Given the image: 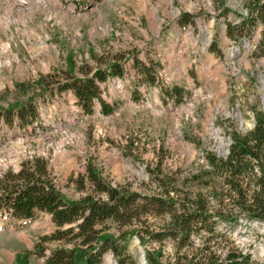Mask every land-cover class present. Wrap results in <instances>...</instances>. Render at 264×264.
Returning <instances> with one entry per match:
<instances>
[{
    "label": "rangeland",
    "instance_id": "rangeland-1",
    "mask_svg": "<svg viewBox=\"0 0 264 264\" xmlns=\"http://www.w3.org/2000/svg\"><path fill=\"white\" fill-rule=\"evenodd\" d=\"M76 1L0 0V112L30 102L36 113L26 126L0 119V177L40 157L67 200L88 193L75 184L88 164L113 187L151 194L159 174L187 191L183 183L209 169L206 157H225L232 136L264 114V24L248 0ZM114 66L121 76L99 84L107 116L98 102L86 115L71 91L56 90ZM214 182L218 193L221 178ZM55 229L44 213L1 216L0 264H43L57 245L41 244L42 254L34 246ZM217 229L222 259L232 249L264 264V222L241 215ZM128 252L146 264L134 237ZM101 264L115 261L107 253Z\"/></svg>",
    "mask_w": 264,
    "mask_h": 264
},
{
    "label": "trees",
    "instance_id": "trees-1",
    "mask_svg": "<svg viewBox=\"0 0 264 264\" xmlns=\"http://www.w3.org/2000/svg\"><path fill=\"white\" fill-rule=\"evenodd\" d=\"M248 1L257 21L264 24V1ZM257 49L264 57V31ZM111 75L120 77L121 72L116 66L108 72L84 71L80 78H66L56 90L71 91L86 115L98 102L100 114L107 116L113 108L101 99L99 84ZM172 91L180 98L182 93ZM12 116L21 126L32 124L35 108L27 102L0 112L4 121ZM206 159L209 169L184 182L187 191L177 190V179L158 174L150 176L155 191L151 194L113 187L88 164L85 176L75 181L77 190L88 193L67 200L53 184L47 162L32 157L17 173L0 177V217L24 221L37 213L49 215L56 229L41 237L34 250L42 254L41 244L57 246L43 264H101L107 253L115 264H134L128 252L132 237L143 249L146 264H252L250 256L232 249L221 258L217 242L226 235L218 231L217 221L229 224L242 215L264 222V114L255 113L251 131L232 136L225 157L210 154ZM216 178H221L218 193Z\"/></svg>",
    "mask_w": 264,
    "mask_h": 264
},
{
    "label": "bare ground",
    "instance_id": "bare-ground-1",
    "mask_svg": "<svg viewBox=\"0 0 264 264\" xmlns=\"http://www.w3.org/2000/svg\"><path fill=\"white\" fill-rule=\"evenodd\" d=\"M264 84V83H263Z\"/></svg>",
    "mask_w": 264,
    "mask_h": 264
}]
</instances>
